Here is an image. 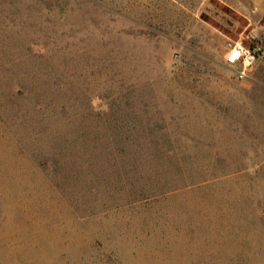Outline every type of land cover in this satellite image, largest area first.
I'll list each match as a JSON object with an SVG mask.
<instances>
[{"label":"rangeland","instance_id":"rangeland-1","mask_svg":"<svg viewBox=\"0 0 264 264\" xmlns=\"http://www.w3.org/2000/svg\"><path fill=\"white\" fill-rule=\"evenodd\" d=\"M0 264H264V0H0Z\"/></svg>","mask_w":264,"mask_h":264},{"label":"built area","instance_id":"built-area-1","mask_svg":"<svg viewBox=\"0 0 264 264\" xmlns=\"http://www.w3.org/2000/svg\"><path fill=\"white\" fill-rule=\"evenodd\" d=\"M257 56L249 48L244 47L241 43L234 45L227 57V62L230 65L240 67L239 78L243 79L256 63Z\"/></svg>","mask_w":264,"mask_h":264}]
</instances>
